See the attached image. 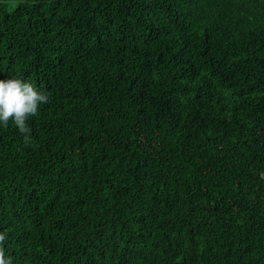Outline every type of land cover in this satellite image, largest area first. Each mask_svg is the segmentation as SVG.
Instances as JSON below:
<instances>
[{
	"label": "trees",
	"instance_id": "obj_1",
	"mask_svg": "<svg viewBox=\"0 0 264 264\" xmlns=\"http://www.w3.org/2000/svg\"><path fill=\"white\" fill-rule=\"evenodd\" d=\"M0 0L10 264H264V0Z\"/></svg>",
	"mask_w": 264,
	"mask_h": 264
},
{
	"label": "clouds",
	"instance_id": "obj_2",
	"mask_svg": "<svg viewBox=\"0 0 264 264\" xmlns=\"http://www.w3.org/2000/svg\"><path fill=\"white\" fill-rule=\"evenodd\" d=\"M49 97L31 83L19 78L0 80V126L14 124L24 136L25 142L30 140L28 119L38 115L41 105L47 104ZM5 237L0 235V241ZM0 264H10L0 253Z\"/></svg>",
	"mask_w": 264,
	"mask_h": 264
},
{
	"label": "rangeland",
	"instance_id": "obj_3",
	"mask_svg": "<svg viewBox=\"0 0 264 264\" xmlns=\"http://www.w3.org/2000/svg\"><path fill=\"white\" fill-rule=\"evenodd\" d=\"M20 0H10L9 1V9L16 7L19 4Z\"/></svg>",
	"mask_w": 264,
	"mask_h": 264
}]
</instances>
